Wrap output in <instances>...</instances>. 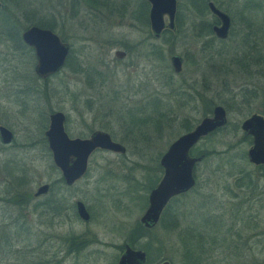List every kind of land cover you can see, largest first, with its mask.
Listing matches in <instances>:
<instances>
[{
    "label": "rangeland",
    "instance_id": "374dc122",
    "mask_svg": "<svg viewBox=\"0 0 264 264\" xmlns=\"http://www.w3.org/2000/svg\"><path fill=\"white\" fill-rule=\"evenodd\" d=\"M208 1L232 19L225 39L208 28L215 21ZM241 7L258 24L251 80L240 75L250 68ZM149 8L145 0L1 2L0 124L14 138L0 139V264H117L126 244L145 251L150 264H191L184 255L187 230L194 248L202 233L214 256L201 264L264 260V165L249 162L252 138L240 127L253 113L264 116V0H177V28L158 39ZM39 18L70 46L65 66L45 79L34 71L33 47L22 40ZM117 50L125 56L117 58ZM176 53L184 59L180 73L170 63ZM243 81L251 87L240 90ZM216 105L225 108L227 123L194 146L193 156L202 157L195 186L168 206L174 218L145 227L140 218L162 177L161 156ZM53 111L66 115L70 137L103 130L126 153L96 151L87 174L64 186L44 135ZM44 183H51L50 192L34 196ZM78 199L89 222L74 212Z\"/></svg>",
    "mask_w": 264,
    "mask_h": 264
},
{
    "label": "water",
    "instance_id": "95a60500",
    "mask_svg": "<svg viewBox=\"0 0 264 264\" xmlns=\"http://www.w3.org/2000/svg\"><path fill=\"white\" fill-rule=\"evenodd\" d=\"M149 3V22L152 34L159 37L165 28H175L177 0H145ZM1 6V1H0ZM208 9L215 15L220 24L213 26L214 34L221 39L228 36L230 16L219 9L214 2L208 1ZM167 19V22H166ZM22 40L33 47L37 63L34 71L39 77L45 78L59 71L70 51V46L51 29L32 25L22 33ZM121 50L115 51L118 57L123 56ZM182 58L179 55L171 57V64L175 72L181 70ZM65 114L56 111L50 114L48 128L44 135L48 149L51 152L54 165L60 170L67 184L82 177L87 169L88 157L96 149L110 150L124 153L125 147L114 141L110 134L103 130H96L88 137H70L64 128ZM227 123V112L221 105H216L212 116L204 117L193 129L181 134L167 148L161 156L160 164L164 174L159 183L150 191L148 207L140 218V222L147 228L157 224L169 200L179 194L186 193L195 186L194 168L201 160V156H193L190 150L206 135L224 127ZM241 129L252 137V145L247 151L250 163L264 165V117L252 114L244 119ZM2 142L9 143L14 138L13 132L5 126H0ZM48 189V184L40 185L35 195H40ZM77 209L82 219L88 220L89 214L82 202L78 201ZM146 252L133 249L125 245L117 264H146ZM158 264H171L163 260Z\"/></svg>",
    "mask_w": 264,
    "mask_h": 264
},
{
    "label": "flooded vegetation",
    "instance_id": "af4514ba",
    "mask_svg": "<svg viewBox=\"0 0 264 264\" xmlns=\"http://www.w3.org/2000/svg\"><path fill=\"white\" fill-rule=\"evenodd\" d=\"M208 3V2H207ZM216 5V4H215ZM217 6V5H216ZM218 7V6H217ZM219 9H221L220 7H218ZM256 8V6H254V4L252 3V2H250V4H249V6L246 8V9H249V10H251V12L252 11H255V10H253V9H255ZM245 9V7H241L240 9H239V26L241 27V26H244V27H249V34H246V36L245 37H247V40H248V42H250L249 43V46H248V52H247V56H245V59L248 61V64H247V66H249L250 68H253L252 70H250V68H249V70H246L245 72L244 71H240V75H241V77L242 76H246L247 75V77H248V79L249 80H251V78H250V76L251 75H257V69H256V67H255V64H257V62H258V60H259V57L257 58V55H256V53H257V47H258V45H257V37H258V33H257V29H258V27H257V23H255L254 21V19L253 18H251V17H248L247 16V14L245 13L246 11H244V10H246ZM222 10V9H221ZM210 11V10H209ZM224 11V10H223ZM252 14H253V12H252ZM215 16V15H214ZM230 16V15H229ZM230 27H229V32H230V29H231V25H232V19H231V17H230ZM217 24H220V21L218 20V18L215 16V21H213V23L211 24V31L213 32V26L214 25H217ZM254 26V30H253V28H252V26ZM238 28L237 29V31H238V35L241 37V33H242V31H241V28ZM177 27H176V18H175V28L173 29V30H171V31H174L175 29H176ZM168 28H165L164 30H167ZM163 30V31H164ZM170 30V29H169ZM213 34H214V32H213ZM229 34V33H228ZM163 35V32L161 33V35L159 36V37H155L153 34H152V36L155 38V39H158V38H160L161 36ZM215 35V34H214ZM216 36V35H215ZM217 37V36H216ZM218 38V37H217ZM227 38V37H226ZM219 39H221V38H219ZM225 39V38H224ZM62 40V39H61ZM62 41H64V40H62ZM124 52V51H123ZM255 52V55L253 54ZM262 53H264V51H261ZM249 53V54H248ZM69 54H70V51H69V53H68V55H67V58L65 59V63H64V65H63V67L65 66V64H66V61L68 60V58H69ZM253 54V55H252ZM115 55V54H114ZM173 55H179V54H173ZM172 55V56H173ZM116 56V55H115ZM125 56V52H124V54H123V56H121V57H118V56H116L117 58H122V57H124ZM171 56V57H172ZM179 56H181V55H179ZM263 56H264V54H263ZM171 57H170V63H171ZM181 58H182V62H181V70L179 71V72H175V70H174V68H173V66H172V64H171V66H172V68H173V71L175 72V73H180L181 71H182V68H183V62H184V59H183V57L181 56ZM243 59V57H240V58H238V60H242ZM246 60H244V62H247ZM240 61H239V63H240ZM242 63H240V65H241ZM62 67V68H63ZM61 68V69H62ZM60 69V70H61ZM59 70V71H60ZM58 72V71H57ZM57 72H55V73H57ZM55 73H53V74H55ZM53 74H51V75H49V76H47V77H45V78H48V77H50V76H52ZM42 78V77H41ZM45 78H43V79H45ZM252 83L250 82V81H243V83H240V85H239V88H240V90L241 89H244L243 87H251L250 85H251ZM248 90V89H247ZM53 112H56V111H53ZM53 112H51V113H53ZM50 113V114H51ZM50 114H49V116H50ZM253 114H260V113H253ZM261 116H263L262 114H260ZM251 116V115H250ZM264 117V116H263ZM65 121H66V115H65ZM65 121H64V125H65ZM49 124V123H48ZM0 126H5V125H1L0 124ZM6 128H8L7 126H5ZM9 130H11L10 128H8ZM12 131V130H11ZM66 131V130H65ZM13 132V131H12ZM92 132H94V131H92ZM91 132V133H92ZM13 136H14V133H13ZM111 136V135H110ZM252 138V137H251ZM1 139V138H0ZM13 140V139H12ZM2 141V140H1ZM4 143V142H3ZM11 142H9V143H4V144H10ZM98 150H104V149H96V150H94L93 152H91L90 153V155H89V157H88V162H87V169H86V171H85V173H84V175L82 176V177H80L79 179H77V180H75L73 183H71V184H67L66 183V181L64 180V178L62 177V174H61V172H60V174H61V177H60V181L63 183V185L64 186H66V187H71V186H73L74 184H76L79 180H81L86 174H87V172H88V170H89V164H90V159H91V157L93 156V154L96 152V151H98ZM105 151H110V150H105ZM110 152H113V151H110ZM114 153H118V152H114ZM126 153V150H125V152L124 153H118V154H125ZM161 165V164H160ZM162 167V166H161ZM58 169V168H57ZM59 170V169H58ZM60 171V170H59ZM162 171H163V174H164V169H163V167H162ZM163 174H162V177H163ZM162 177L160 178V180L162 179ZM159 180V181H160ZM159 181H158V183H159ZM48 184V189L46 190V192H44V193H42V194H40V195H35V193H34V196H36V197H38V196H41V195H47L49 192H50V190H51V183H47ZM40 186V185H39ZM38 186V187H39ZM37 187V188H38ZM153 189V188H152ZM151 189V190H152ZM191 190V189H190ZM36 192V191H35ZM182 194H184V193H182ZM179 195H181V194H179ZM179 195H176V196H179ZM176 196H174V197H172L170 200H169V202L168 203H170ZM78 201H80V202H82L83 204H84V206H85V209L87 210V212H88V214H89V219L88 220H84V219H82L81 218V216L79 215V212H78V209H77V203H78ZM167 206V205H166ZM166 206H165V208H166ZM73 208H74V212H75V214L79 217V219H81L83 222H89V220L91 219V214H90V212H89V210H88V208H87V206H86V204L82 201V200H75L74 201V204H73ZM164 208V209H165ZM164 211V210H163ZM163 213V212H162ZM162 215V214H161ZM131 248H133V249H138V248H135V247H132L131 246ZM124 250H125V246H124V249L122 250V253L124 252ZM121 253V254H122ZM121 254H120V256H121ZM146 255H147V253H146ZM120 258V257H119ZM119 260V259H118Z\"/></svg>",
    "mask_w": 264,
    "mask_h": 264
},
{
    "label": "trees",
    "instance_id": "16d2710c",
    "mask_svg": "<svg viewBox=\"0 0 264 264\" xmlns=\"http://www.w3.org/2000/svg\"><path fill=\"white\" fill-rule=\"evenodd\" d=\"M3 4H5V2H7L8 0H0ZM197 1H200V0H197ZM195 5H198V4H195ZM203 6H205L206 7V5L203 3V5L201 6V7H203ZM146 11H147V6L145 5V9L143 10V11H141V14L143 13V14H146ZM32 24H35V25H37V26H40V27H43V28H49V29H52V27H53V24L51 23V22H49V21H46V20H41V18H39V19H37V20H33V23ZM208 28L210 29L211 28V24H209L208 25ZM167 30H164L163 31V34L166 32ZM222 129V128H221ZM221 129H218V130H216V131H213V132H211V133H209L208 135H206L205 137H203V138H208L210 135H213V134H215L216 132H218L219 130H221ZM195 148L196 147H193L191 150H190V153H191V155H194L195 154ZM201 154H203V155H206V154H204V153H199V155H201ZM260 166H262V165H260ZM173 201V200H172ZM171 201V202H172ZM170 202V203H171ZM170 203L167 205V207L164 209V211H163V213H162V215H161V218H160V220H163V219H167V218H174L175 216V214H170V211H169V209H168V206L170 205ZM171 224H168L167 225V227L168 226H170ZM191 232V231H190ZM190 232H189V230H187V231H185V232H182V234H185L186 233V235H185V238H184V240H183V243H186L187 244V246H188V248H186L185 249V251H184V255L187 257V259L189 260V262L191 263V264H201V262L204 260V259H206L207 258V256H205V255H208L207 253V250H205L204 249V243H206V240H205V238H203V234L201 233L200 234V236L197 238V239H199V241H201L200 242V244L198 243L196 246H195V248H194V243L191 241L192 239H190L189 237H190ZM214 232H216V231H214ZM225 237L223 238V241H225ZM210 256V258H212V257H214L213 255H208V257ZM156 258V257H155ZM154 257H151V262H153V260L155 259ZM209 260H211V259H209ZM206 262H207V264L210 262V261H207L206 260ZM227 263H229V262H227ZM147 264H150V262H149V260H147ZM259 264H264V260L263 261H261Z\"/></svg>",
    "mask_w": 264,
    "mask_h": 264
}]
</instances>
